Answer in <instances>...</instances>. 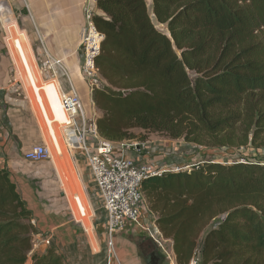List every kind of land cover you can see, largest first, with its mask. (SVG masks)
Instances as JSON below:
<instances>
[{
	"label": "trees",
	"instance_id": "16d2710c",
	"mask_svg": "<svg viewBox=\"0 0 264 264\" xmlns=\"http://www.w3.org/2000/svg\"><path fill=\"white\" fill-rule=\"evenodd\" d=\"M96 0L98 133H157L196 145L264 146V0ZM176 264H264V164L202 162L140 183ZM31 211L0 165V264H64L33 251ZM217 225L198 239L210 224Z\"/></svg>",
	"mask_w": 264,
	"mask_h": 264
},
{
	"label": "rangeland",
	"instance_id": "374dc122",
	"mask_svg": "<svg viewBox=\"0 0 264 264\" xmlns=\"http://www.w3.org/2000/svg\"><path fill=\"white\" fill-rule=\"evenodd\" d=\"M145 2L147 5L148 13L150 14L152 22L154 23L156 28L163 33H167L165 25L158 24L152 15L151 0H145ZM7 17L6 12L5 16L0 15V52L5 53L6 56L9 57L7 52L10 53L11 49L10 45L7 43V40L11 38V35L8 31V28H14V26L16 27V30L13 29L15 38L18 37V34L23 33L28 42V49L30 50L31 54L33 52H38L37 49H41V46L38 44L39 36L35 32V30L32 29V34H30V36L32 37L33 35V38H37V41L34 40L33 46L31 47V43L29 41V38L27 37V33L24 32L23 29H19L14 22L11 23V19L6 20ZM10 56H12L11 53ZM19 56L20 59H18V61L15 60L13 56L12 58L20 73L18 82L21 83L24 92L19 89V94H16V87H14L11 91V97L13 98L12 101L14 99L24 101V103H21V101L19 102V105L22 107V110H20V116H23L24 120H33V122H36L39 128L38 136H35L31 139H27L24 136L23 141L25 142V144H32L25 151V153L31 150L33 146L42 145L43 143H46L51 151L50 159H43L40 161H33L27 158L24 153V162L12 165L9 170L6 168L11 179L16 184L18 191L24 193L25 197L27 198L26 201L24 200L26 206L28 208H32L33 212L35 213V215H31V223L35 226L36 229L35 233L32 235L33 243L39 245L42 240L47 239V234L44 233V228L47 227V225L63 224L61 226L62 232L57 234V236H61L60 243L57 244L54 240L55 236H53L52 242L55 247L52 246V242L50 246L54 247L56 252L58 253L60 248H64V244H70L75 249L82 250L84 253L82 254L84 263L102 264L107 260L108 254L114 251L115 247V250L119 254L121 264H124V260L128 257L131 248L129 242L125 238H121L125 235L128 236L131 241H134L137 244L141 253L139 255L143 259H146L149 264H169L170 258L166 254V252L168 253V250L170 251L171 249V241L162 239L158 235V233L155 232L153 235L159 239V242H155L153 235H151L149 232V228H152L154 218L147 210L143 197L139 205V217L137 222L130 223L129 226H127L132 229L131 233H129L128 235L125 234L126 227L120 232V234L115 232L112 239L113 245H109L108 239L105 234V221L102 203L91 178V174L89 172L83 154L80 150H70L69 148H67L62 138V134L59 131L61 142L65 148L64 150V148L59 147L60 149H62V154L60 156L61 158H64V156H66L68 160L67 165H69L68 167L73 173V180L76 183H74V186H72L73 183H69V185L72 189V192L75 190H80L87 206V215L90 216V214H92L91 220L90 217L84 220L85 226H87V228L90 227L88 236L81 230L78 224H75L72 221L71 217L69 216L65 198L63 197L61 192V186L58 181V178H60V176L56 172L53 164V160H57L58 158H60V156L54 155L55 152H53L52 148L55 146L51 145L41 116L33 102L31 93L28 90V84L22 73L24 72V70L27 71V66L23 64V56L20 54ZM11 70L13 69L11 68L9 73L10 79L12 80L13 74ZM25 74H27V72ZM96 82L97 81H95L93 84L98 85ZM83 109L86 116L90 117L94 115L95 117H98L92 111V109H87L84 106ZM97 114L99 115L100 112H97ZM133 132L140 135L132 140H127V142H125L124 144H120L121 142L115 143L114 153L116 155H120L124 150L130 153L131 157H133L137 162L147 164L158 172L188 170L193 165L202 162H221L224 164H228L237 161H255L264 164L263 143L256 146L247 145L245 147L238 148L215 147L196 145L193 143L185 142L181 139H169L168 137L161 134L146 133L141 130H133ZM18 143L20 147L23 144L19 140ZM137 148L139 151L137 150ZM52 154L54 159L52 158ZM64 168L67 172L66 164ZM58 169L60 170V168ZM66 174L68 175L69 173L67 172ZM68 181H71L70 178H68ZM33 204H35V206H33ZM38 212H43L44 218H41L42 216H37ZM217 222L218 219L211 221L203 231L198 239V249H200L201 247V240L204 234L210 228L215 227L217 225ZM143 225H147L145 229L142 228ZM145 233H147L148 235H145ZM116 234L120 235L121 237H117ZM91 248L93 251L91 250ZM159 249H161V252H159ZM111 260V264H119L113 254Z\"/></svg>",
	"mask_w": 264,
	"mask_h": 264
},
{
	"label": "crops",
	"instance_id": "0c3cea01",
	"mask_svg": "<svg viewBox=\"0 0 264 264\" xmlns=\"http://www.w3.org/2000/svg\"><path fill=\"white\" fill-rule=\"evenodd\" d=\"M84 3L85 0H0V4L6 7L11 13L12 21L16 23V26L19 29H23V31L27 33V37L29 38L31 47L33 46L34 40L37 41V38H33V35L32 37L30 36V34H32V29L35 30V32L39 36V39H41L43 48L53 59L60 61L63 65L68 76L71 78L76 91L80 96L83 106L87 109H92V111L97 116H99L100 114H97V112L99 111L94 107L91 98V88L93 87L89 85L88 81L82 76L80 72L82 55L79 44L81 31L84 26ZM93 11L94 15H102L101 11L96 7V0L93 3ZM13 29L16 30V27L14 26V28H8V31L11 35V38L7 40V43L10 45L11 49L10 53L17 61L18 59H20L19 54L23 56V64L27 66V71L24 70V72H27V74H25L24 72L22 73L28 84V90L31 93L33 102L41 116L42 122L47 131V135L51 140L50 136L51 134H53L54 144H52V146H59L64 148L60 139V133L57 125V122H60L62 120L63 111L60 108L57 96L54 95L52 88V86L54 85L51 86V84H45L43 86L36 67L37 64L34 65L36 61L40 60L41 49H37L38 52H33L31 54L30 50L28 49V42L25 38V35L23 33L18 34V37H16V39L15 34L13 33ZM10 53L7 52L9 56L7 57L5 53L0 52V165L7 168L8 170L12 165L22 163L25 160L23 155L32 144H25V142L23 141L24 136L27 139H31L35 136H38L39 134V128L36 122H33V120L31 119L24 120V117L20 116V110H22V107L19 105V102L21 100L14 99L12 101V89L16 87V94H19V89H21L23 92L24 89L21 83L18 82L20 73L14 64L13 58L12 56H10ZM11 68L13 69L11 70L13 74L12 80L10 79L9 73ZM45 76L48 75L45 74L44 77ZM57 81L62 86V88H67L66 79L60 71L57 75ZM101 82L102 79L100 78V83ZM38 101H40V104L38 103ZM21 103H24V101H21ZM46 123L49 125V130L46 126ZM18 140L23 143L21 147L18 143ZM125 142L127 141H123L120 144H124ZM124 153L127 156H131L128 152ZM67 161L68 160L66 156H64V158H61L60 156V158H58L57 160H53V164L56 172L62 180L63 186L72 192L69 183H73L72 186H74L76 183L73 180V173L70 171L68 167L69 165H67ZM65 164L67 166V172L69 173L68 175L66 174L67 172L64 168ZM58 168H60V170ZM67 177L70 178L71 181H68ZM20 194L26 201L27 198L25 197L24 193L20 192ZM82 201L85 204L83 196ZM33 206H35V204H33ZM85 207L87 208L86 204ZM28 209L31 211L32 215H35L32 208ZM43 214V212H38L37 216H42L41 218H44ZM62 225L63 224H49L47 225V227L44 226V233L47 234V239L42 240L39 245L33 243V251L42 252L43 250H45V248L47 246H50L51 242L53 241V236H55V242L57 244L60 243L61 236H57V234L62 232ZM127 226H129V224L126 225V235H128L132 231V229ZM146 226L147 225H143L142 228L145 229ZM149 232L151 235L156 232L161 237L154 222L152 224V228H149ZM118 233L120 234V232ZM116 235L117 237H121L118 234ZM145 235L148 234L145 233ZM153 237L155 239V242H159L158 238H156L154 235ZM121 238H125L131 245L130 253L124 260V264H149L146 259H143L139 255L141 253L134 241H131L128 236L125 235ZM164 240L168 241V239ZM52 246H54L53 242ZM159 252H161V249H159ZM59 253L64 258V264H87L83 261V251L75 249L70 244H64V248H60ZM168 253L171 259H174L172 248L170 249V251L168 250ZM114 254L117 262L121 264L119 254L115 250V247ZM111 257L112 255H110L109 253L106 260L110 264L112 261Z\"/></svg>",
	"mask_w": 264,
	"mask_h": 264
},
{
	"label": "built area",
	"instance_id": "2783aa9c",
	"mask_svg": "<svg viewBox=\"0 0 264 264\" xmlns=\"http://www.w3.org/2000/svg\"><path fill=\"white\" fill-rule=\"evenodd\" d=\"M94 1L85 0L83 10L84 26L79 44L82 55L80 72L91 87H93L95 81L100 85V76L95 61L103 38L102 33L98 31L93 21ZM5 12L6 17L8 16L6 20L11 19V23L14 22L9 10L0 4V15L5 16ZM39 44L41 46L40 60L35 63L37 64L39 76L40 78L43 76L41 78L43 86L45 84L54 85L52 86L54 95L57 96L58 103L63 111L62 120L57 122L58 129L67 148L80 150L83 154L102 203L105 234L109 245L112 246L115 232H121L127 224L135 223L138 220L139 205L142 199L140 192L142 180L148 176L160 175L162 172L154 170L147 164L137 162L133 157L127 156L124 150L120 155L114 153L115 143L98 133L94 115L86 116L80 96L60 61L53 59L48 54L42 46L41 39H39ZM59 71L66 79L67 88L65 89L57 81ZM45 74L48 76L44 77ZM38 103L40 104V101ZM46 126L49 130L47 123ZM50 137L52 145L54 144L53 134ZM50 152L48 145L43 143L42 145L33 146L31 150L25 153V156L33 161H40L50 159ZM58 181L67 204L69 216L88 236L90 227L85 226L84 220L89 217L91 220L92 214L87 215L88 211L82 201L80 190L71 192L63 186L60 178H58ZM112 254L115 256L114 251L110 253V255ZM166 254L170 258L169 264H176L169 253L166 252ZM102 264L110 263L104 261ZM187 264H200V262L196 256H193Z\"/></svg>",
	"mask_w": 264,
	"mask_h": 264
},
{
	"label": "bare ground",
	"instance_id": "6f19581e",
	"mask_svg": "<svg viewBox=\"0 0 264 264\" xmlns=\"http://www.w3.org/2000/svg\"><path fill=\"white\" fill-rule=\"evenodd\" d=\"M60 148H62V147H60ZM60 148H59V146H55V147L52 148V149H53V152H55V153H54L55 156H60V155L62 154V153H61V150H62V149H60ZM52 158H53V154H52ZM53 159H54V158H53Z\"/></svg>",
	"mask_w": 264,
	"mask_h": 264
}]
</instances>
